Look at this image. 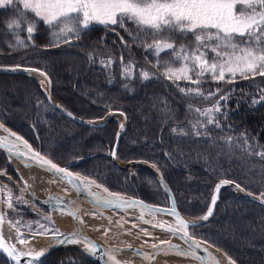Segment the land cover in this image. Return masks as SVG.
Masks as SVG:
<instances>
[{
    "label": "trees",
    "instance_id": "obj_1",
    "mask_svg": "<svg viewBox=\"0 0 264 264\" xmlns=\"http://www.w3.org/2000/svg\"><path fill=\"white\" fill-rule=\"evenodd\" d=\"M20 10L22 5L18 3L0 7V67L43 73L50 81L54 103L78 119L95 121L110 112L122 114L126 126L115 152L116 161L143 162L155 168L181 216L200 220L222 180L239 184L253 197L264 192V157L258 155L264 152V101L253 103L264 90V77L237 76L231 83L208 78L202 89L205 93L219 89L217 96L193 98L180 88L195 85L179 81L177 87L162 75L163 69L153 67L157 58L143 47L150 38L134 42L123 28L94 24L82 30L78 38L70 36L68 43L54 46L51 33L40 22L29 41L26 26L18 37L7 28L8 23L19 19ZM125 27L135 34L130 21ZM18 38L27 46L10 47ZM192 41L190 34H176L172 42L179 46ZM208 55L211 59L214 54ZM109 57L113 63L106 67L101 62ZM121 57L125 64L129 60L135 63L133 78L121 74ZM160 58L171 59L167 52ZM142 69L153 73L150 79L140 77ZM43 90L42 82L26 75H0V123L27 140L42 156L74 174L147 205L169 206L165 191L150 170L143 166L120 170L109 161L121 120L110 119L96 129L79 126L52 108ZM220 95L228 97L220 101L222 111L216 114L220 127L193 128L197 120L204 122L206 118L189 106L211 107ZM0 170L14 178L1 153ZM13 210L26 220L39 218L17 205ZM189 233L235 264H264V206L246 200L231 187L219 191L210 218L191 227ZM0 264L8 263L0 257ZM36 264L94 263L78 249H65L50 253Z\"/></svg>",
    "mask_w": 264,
    "mask_h": 264
},
{
    "label": "snow or ice",
    "instance_id": "obj_2",
    "mask_svg": "<svg viewBox=\"0 0 264 264\" xmlns=\"http://www.w3.org/2000/svg\"><path fill=\"white\" fill-rule=\"evenodd\" d=\"M17 3L22 5V10L17 12L19 19L8 23L7 28L11 34L18 37L21 32L25 31L26 26L29 41L32 40L40 22H43L51 33L50 43L54 46H59L61 42L68 43L70 36L78 38L82 30L88 29L94 24L103 25L105 28L110 26L123 28L134 42L142 37L145 40L150 38L151 42H145L143 47L157 58V63L153 67L163 69L162 75L176 83L177 87H179V81L195 85V87L180 88L181 92L193 98L211 99L217 96L219 89L207 93L202 89V84L208 78L216 82L231 83L237 76L243 79L256 76L264 77V0H0V7ZM126 21L135 25V34L125 27ZM176 34H190L193 41L177 46L172 42L176 38ZM121 40L123 41L122 37ZM16 46L26 47L27 45L25 40L18 38L15 45H10L13 48ZM164 52H167L171 57L170 60H161V53ZM209 52L214 54L211 59L208 55ZM101 63L110 67L113 60L109 57L107 62L102 61ZM120 63L122 65L121 74L126 79L133 78L136 74L135 63L129 60L125 64L123 57L120 58ZM11 70L15 71L16 69ZM139 75L143 80H148L153 73L142 69ZM227 98V96L220 95L215 104L204 109H193L190 105V110L206 118L204 122L197 120L193 124V128H206L207 125H214L219 128L220 124L216 114L222 111L220 101ZM260 101H264V90H261L259 100L254 99L253 103L256 104ZM68 115L72 116V113L69 112ZM121 127L123 128V125ZM0 128H3V125H0ZM3 130L8 132L7 128H3ZM173 131L175 132L176 129ZM196 134L199 135L200 133L197 131ZM244 135L242 134V136ZM9 136H13L15 139L10 141L8 136L0 137V148H6L10 155L24 156L30 154L40 167L45 168L46 171L60 174V179L65 180L67 184L75 186L79 181L81 185L86 186L85 191L98 204L111 205L116 208L139 206L142 212L138 219L144 223H152V221L144 220L143 215V210L153 211L149 205L135 199L124 198L121 194L113 193L108 188L96 184L94 180L74 175L67 169L46 159L39 152H35L27 140L16 136L15 133H9ZM231 141L232 138L228 137L227 142L231 143ZM245 143L247 144L246 138ZM20 145L26 151H21ZM114 155L115 153H113ZM258 155L264 157V152L258 153ZM229 183L228 180H222L218 183L216 193H219L223 185ZM93 186L102 189V192H93ZM28 187L27 182H25V190ZM235 189L241 192L245 191L239 184L235 185ZM77 190H79L78 186ZM165 190H168L166 185ZM4 192L5 187L0 186V204L7 203V207L13 209L11 190H7L6 201L2 195ZM247 195L252 196L253 194L248 192ZM58 199H61L62 202V198ZM256 199L264 203V192H261ZM16 200L23 202L22 196L16 197ZM216 201L217 195L214 194L212 205H215ZM159 211L163 210L160 209ZM212 211L213 209L209 207L207 214L201 219L206 221L212 215ZM61 212L64 214L63 210ZM171 212L176 216L175 226L160 222L153 224V226L178 236L187 244V248L173 245L171 241H160L159 244L151 245L156 250V254L167 255V251L160 247V245L166 244L169 249L175 250L176 254L195 257L202 264H220V261L211 253H208L207 258L197 255L196 250L201 248V241L194 239L193 235L189 233L188 222L176 214L175 208ZM66 214L76 217L80 223L84 222L76 216V211H69ZM45 219L52 222L51 217H45ZM5 223H7L9 230L15 229L16 240L20 245L27 246L29 243L20 231L18 226L20 222L7 220V214L0 211V251L5 253L8 259L15 261V264H20L21 257L29 258L27 264L40 261V258L45 255L46 249L33 250L28 248L22 250L18 249L16 244L7 243L4 235ZM135 226L133 225V227ZM39 229L38 234L40 235L52 232L53 239L56 240L57 234H59L64 236L69 243L82 244L84 250L91 255L96 254L97 246L95 243L86 236L82 237L80 232L65 234L59 233V229H55L53 232L51 229L45 228L44 225H39ZM107 231H105V235H107ZM142 231L146 236L149 235L146 230L142 229ZM7 239H11V237ZM65 240H57V242L64 243ZM204 250L207 251V249ZM119 251L121 250L117 249L115 252L108 253L110 264H127V262L117 259L116 252ZM133 254L154 260V256L140 250H135ZM228 264H235V261L228 258Z\"/></svg>",
    "mask_w": 264,
    "mask_h": 264
},
{
    "label": "water",
    "instance_id": "obj_3",
    "mask_svg": "<svg viewBox=\"0 0 264 264\" xmlns=\"http://www.w3.org/2000/svg\"><path fill=\"white\" fill-rule=\"evenodd\" d=\"M11 69H13V68L0 67V75H26L29 78L34 79L35 81H42L43 84H44V90H43L42 94H43L45 100L52 106V108H54L64 118H66L67 120H69V121H71V122H73V123H75V124H77L79 126L96 129V128L104 127L110 119L114 118V119H120L121 120V125H123V128L120 127L119 131L116 134L112 150L108 154V159L111 162V164H113L116 168H118L120 170H127V169H129L131 167H134V166H143V167H146L148 170H150L155 175L158 183L161 185V187L163 188V190L165 191V193H166V195L168 197L169 206L166 207V208H161V207H156V206H150L149 205L151 207V209L153 210L151 212L157 213V214L159 213V214H163V215H169V216H171L172 218H174L176 220V216L173 215L172 212H171V210L173 208H175L176 214H178L181 218H183L186 222H188V224H189L188 231H189V229L191 227H194L196 225H200V224L206 222L210 218L211 215L208 217V219L206 221L202 220V219H200L198 221H191L190 219H187V218L181 216L176 210L174 199H173V196H172L170 190L168 189V187H167L168 190L167 191L165 190V185L166 184L164 183L163 180L161 182L160 174L152 166H150L148 164H145L143 162H127L125 164H120V163H118L116 161L115 155L113 156V153L116 152V149H117V146H118V143H119V139L122 136V134H123V132L125 130V126H126V119H125V117L122 114L116 113V112H110L102 120H99V121H87V120L78 119V118H76L74 116H69L68 112L63 110L58 105H56L54 103V101L52 100V98L50 96V81L44 74L42 75L41 72L36 71V70L33 71V69H28V68H22V69H16L15 68L16 69L15 71H13ZM33 75H38V76H40V78L36 79L35 77H33ZM0 125H2V124L0 123ZM3 128H6V127L3 125ZM3 128H0V137L8 136V139L10 141L14 140L15 137L9 136V133H14V132L10 131L8 128H7L8 132H5L3 130ZM16 136H18V135L16 134ZM20 148H21V151H26L25 149H23L22 145H20ZM32 149H33V147H32ZM33 150L35 152H39V150H35V149H33ZM0 153L7 160H8L9 157L24 158L30 164L36 166L37 168H40V169L46 171L45 168L40 167L38 165L37 161H35L34 159L31 158L30 154L29 155H24V156L10 155L6 148H0ZM46 172L51 174V175H53L54 177H56V179L62 184V187L67 191V193H68L67 196L59 195V194L54 193V192H49V193H45L42 198H37L33 194H31L30 192L25 190V185L23 183H22V186L24 188L25 194L30 199L32 204L35 205L36 207H39V208H42V209L48 211L49 213H51L54 210H57V211H60V212H61V210H63V212L65 214L67 212H69V211H76V216L79 217V219H81V216L84 213V207H86V206L87 207H91V208L108 210V211L113 212V213L118 214V215H124L127 210L139 207V206H137V207H133V208H116V207H113L111 205L98 204L92 199L91 196H89L88 192L85 191V187L86 186L85 185H81L79 181H77V185H75V186L74 185H69V184H67V182L65 180L60 179V174H57L55 172H50V171H46ZM74 175H77V174H74ZM77 186L79 187V190H77ZM225 187H231L236 192H238L240 195H242L246 200H248V201H250V202H252V203H254L256 205L264 206V203H261V201L259 199H256V197L249 196L244 191L241 192V191L236 190L235 189V185L232 184V183L223 185L221 187V189H223ZM100 190L102 191V189H100ZM214 194L218 195V193H216V186H215V188L213 190L212 196ZM123 197L124 198H128L126 196H123ZM58 198H62V202H61V199H58ZM130 199H133V198H130ZM135 200H137V199H135ZM138 201H140V200H138ZM73 202H75V203H73ZM209 207H211L212 209L214 208V205H212V200H211V203H210ZM160 209H162L163 211H159ZM0 211H2L1 204H0ZM207 212H208V210H207ZM207 212L205 213V215L207 214ZM67 216L70 219V226L71 227L69 229L62 230V231L59 230V233H65V234L72 233V232H80V233H82V237L86 236L91 241H93L95 243V245L97 246L96 254L95 255H91L90 253L86 252L84 250V247H83L82 244H78L77 243L76 246H72L73 243L67 242V240H65L64 236H60L59 234H57V239L56 240L53 239V235L48 236L47 239H50L51 242L47 243L46 245L42 246L39 249V250L46 249L45 255L43 257H41L40 260H42L44 257H46L47 255H49L50 253L55 252V251L65 250V249H78V250L82 251L83 254L85 255V257L90 262H92L94 264H109L108 253L112 252L114 249L127 250V251H131L132 253H134L135 250H140L141 252H143L144 249H147V248H151L153 250V248L151 246H145V248L142 249L140 247H133V246L128 247V246H109V245H104L102 243H99V242L93 240L86 233H84L82 231L81 223L79 222V220L76 217L69 216V215H67ZM131 219H134V220L138 221L136 218H131ZM144 225L146 227H148L149 229H151L152 231H154L155 233L159 232V233H162V234H164L166 236L168 235L169 238L167 237V239L163 240V241H171L170 237L175 236V235H172L170 233H167V232L163 231L160 227H154L153 225H150V224H144ZM176 237H178V236H176ZM57 240H65V242L64 243H58ZM159 243H160V241L154 242L153 244H159ZM171 243L173 245H178L174 241H171ZM160 247L161 248H165V249L170 250V251L171 250L173 251V249H169L166 244L160 245ZM196 252H197L198 256L205 257L198 250H196ZM220 254L228 262V257L223 255L222 253H220ZM0 257H2L4 260H6L8 264H15V261H11L10 259H8L7 255L5 253H3L2 251H0ZM193 258H195V257H193ZM205 258H207V257H205ZM28 259H29L28 257H21L20 258V264H27V260ZM141 260L145 261L147 264H153V260H149V259H145V258H142ZM198 261H199L200 264H202V262L200 260H198ZM37 262H39V261H34L33 264H36Z\"/></svg>",
    "mask_w": 264,
    "mask_h": 264
},
{
    "label": "bare ground",
    "instance_id": "obj_4",
    "mask_svg": "<svg viewBox=\"0 0 264 264\" xmlns=\"http://www.w3.org/2000/svg\"><path fill=\"white\" fill-rule=\"evenodd\" d=\"M33 77H35L36 79L40 78V76H38V75H33ZM8 160L10 161V164L15 169L17 175L21 178V181L23 182V184L25 185V182H27V185L29 186L27 188V191L30 192L31 194H33L35 197L42 198L45 193L58 191L61 188H63L62 184L56 179V177H54L53 175L47 173L46 171H44L40 168H37L34 165L30 164L24 158L9 157ZM26 164H27V166H26ZM52 181H55V182L53 183ZM92 191L93 192H98V191L102 192L100 189H97L95 186H93ZM54 193H57V192H54ZM67 195H68V193H67ZM87 211H92L95 214L99 215V217L101 218V221H102L101 223H104V224L106 223L109 227H113L116 230H125V229L132 230V226L127 223V219L134 221V219H131V218H136L138 221H136V220L135 221L141 225L142 224L143 225L144 224L153 225L157 222L165 223V224H171L173 226H175V224H176V220L169 215H163V214H159V213L157 214V213H153V212H150L147 210H143L144 220L152 221V223H144L138 219V217L141 215V212H142V209L139 207L127 210L124 215H119V216H118V214H115V213L110 212L108 210L91 208V207L86 206V207H84V212H87ZM51 213L53 214V220H54L55 224H57V226L60 222L67 223L68 216L65 213L62 214V212L57 211V210H54ZM62 216L66 217L67 219L63 218ZM120 216H123L127 219H122ZM85 218H84V215L82 214L81 220L84 221L83 223H81L82 231L84 233H86L89 237H91L93 240L99 242L97 239H95V237L92 234L88 233L86 231V229H84V223L86 225H88L89 227H91V229H92V227L98 226L97 229H99V230H97V229L95 230L96 232H98L102 229L100 222H98V220L96 221L95 219L85 221ZM117 222H119V224H117ZM4 235L6 237L7 243L16 244V247L18 249H22V250H27L28 248H31L33 250H39L42 246L51 242L50 239H47L42 244L38 245L36 242L28 241L29 243L27 246H22L16 240V231L14 229L9 230L7 223H5V225H4ZM8 237H11V239H7ZM167 237H168V235H167ZM136 238H134L133 234L128 235L129 240L136 239ZM138 238L146 239L145 237L143 238V237H139V236H138ZM153 239H155V238H151L150 241H152L153 243L156 242V241H153ZM170 240L174 241L175 243L180 245L182 248H187V244L176 236L170 237ZM76 245H77V243H73L72 246H76ZM201 245H202L201 248L197 249V250L201 254H203L205 257L208 256V253H211L220 261V264H228V262L225 260V258L218 251L211 248L210 246L205 245L204 243H201ZM141 248L144 249L145 247H141ZM163 249H165V248H163ZM204 249H207V251H205ZM115 250H117V249H114L112 252H115ZM165 250L168 253L167 255H165L163 253H160L157 255L156 250H154V249L152 250L151 248L144 249L143 252L148 253L150 256H154L153 264L155 262L161 263L162 261L173 262L174 264H200L199 261L197 259L193 258L192 256L185 257V256H181V255L176 254L175 250H173V251L172 250L170 251L167 249H165ZM116 257L120 261L127 262V264H139L137 260H141L143 258V257L136 256L131 251H127V250H121L119 252H116ZM109 264H110V261H109Z\"/></svg>",
    "mask_w": 264,
    "mask_h": 264
},
{
    "label": "rangeland",
    "instance_id": "obj_5",
    "mask_svg": "<svg viewBox=\"0 0 264 264\" xmlns=\"http://www.w3.org/2000/svg\"><path fill=\"white\" fill-rule=\"evenodd\" d=\"M98 25H100V24H98ZM8 68H10V67H8ZM32 80H34V79H32ZM7 164L11 167L14 178L12 176H10L9 174H7L5 171L0 170V177L2 178L1 183L3 184V187H5V192L3 193V199L5 201L7 200V190H11V193L13 195L14 207H15V205L20 206L25 210V212H30V213L35 214L39 217L35 221L20 218L17 216L16 210L9 209L7 207V203L3 204V206H4L3 212L6 214L11 213L10 216L7 215V220H11L13 222H15V221L20 222L18 226L20 228L21 233L23 234V237L25 239H27L28 241H33V242H36L38 245H40L47 239L48 236L52 235V232H49L48 234H45V235L38 234L40 231L39 225H44L45 228L51 229L53 232L55 231L56 228L61 230V231L69 229L71 227L69 218H68L67 223L60 222L57 226V224H55V222L53 220V214L52 213L43 214L38 208L34 207V205L31 203L30 199L25 194L24 188L22 186L23 182L21 181V178L17 175L15 169L10 164L9 160H7ZM53 192H57L59 195H63V196L67 195V191L64 188H61L60 190L53 191ZM21 196H22L23 202H17L16 197H21ZM92 213H94V212H92V211L84 212V214H83L84 218L86 217L85 221H88L91 219H95L96 221L98 220V222H100V224H101L102 229L100 231L96 232L95 230L98 228V226L92 227V229H91V227H89L85 223H84V229H86V231L88 233L92 234L95 237V239H97L100 243H102L104 245H110V246H122V245L123 246H129L130 245V246H135V247H145V246H151L153 244V242L150 241L151 238H155V239H153V241H156V242L161 241V240L163 241V240L167 239L166 235L159 233V232L154 233V231H152L151 229H149L145 225H141V224L137 223L135 220L134 221L128 220L127 218H125L123 216H120V217L122 219H127V223L132 226V230H127V229L116 230L113 227H109L106 223L105 224L101 223L102 221H101V218L99 217V215H97V214L92 215ZM45 217H51L52 222H49L48 220H46ZM62 217L67 219L64 216H62ZM54 225L56 227H54ZM133 225H136V226L133 228ZM142 229L146 230L149 233V235L146 236L144 234V231H142ZM106 230H108L107 235L104 234ZM129 234H131V235L133 234L134 238H136V237L137 238L129 240L128 239ZM138 236L143 237V238L145 237L146 239L138 238ZM137 261L139 264H147L143 260H137ZM170 263L174 264L173 262H166V261H162L161 263L155 262L154 264H170Z\"/></svg>",
    "mask_w": 264,
    "mask_h": 264
}]
</instances>
